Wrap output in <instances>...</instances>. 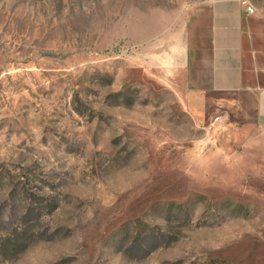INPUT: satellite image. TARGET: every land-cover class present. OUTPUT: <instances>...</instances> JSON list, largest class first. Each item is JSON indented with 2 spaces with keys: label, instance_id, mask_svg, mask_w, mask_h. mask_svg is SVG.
Masks as SVG:
<instances>
[{
  "label": "rangeland",
  "instance_id": "1",
  "mask_svg": "<svg viewBox=\"0 0 264 264\" xmlns=\"http://www.w3.org/2000/svg\"><path fill=\"white\" fill-rule=\"evenodd\" d=\"M219 1L264 34V0H0V264H264V128L183 105Z\"/></svg>",
  "mask_w": 264,
  "mask_h": 264
},
{
  "label": "crops",
  "instance_id": "2",
  "mask_svg": "<svg viewBox=\"0 0 264 264\" xmlns=\"http://www.w3.org/2000/svg\"><path fill=\"white\" fill-rule=\"evenodd\" d=\"M237 1L201 4L184 26L181 84L196 126L219 114L264 128V34Z\"/></svg>",
  "mask_w": 264,
  "mask_h": 264
}]
</instances>
